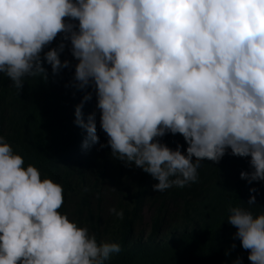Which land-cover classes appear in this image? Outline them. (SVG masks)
Listing matches in <instances>:
<instances>
[{
	"label": "clouds",
	"instance_id": "obj_1",
	"mask_svg": "<svg viewBox=\"0 0 264 264\" xmlns=\"http://www.w3.org/2000/svg\"><path fill=\"white\" fill-rule=\"evenodd\" d=\"M65 41L71 85L84 91L80 147L98 141V110L111 155L150 174L154 191L196 183L201 160L229 149L250 157L241 179L264 181V0H0V76L17 94L26 77L47 81L41 54L53 75L69 66ZM167 133L182 135L184 152ZM41 175L0 135V264H105L120 252L58 211L63 185ZM246 204L229 206L227 222L251 264H264V207L254 214V195Z\"/></svg>",
	"mask_w": 264,
	"mask_h": 264
},
{
	"label": "trees",
	"instance_id": "obj_2",
	"mask_svg": "<svg viewBox=\"0 0 264 264\" xmlns=\"http://www.w3.org/2000/svg\"><path fill=\"white\" fill-rule=\"evenodd\" d=\"M60 40L58 34L48 47ZM69 48L65 41L60 54L69 66L55 75L41 54L47 81L26 77L18 94L9 86L11 81L0 76V135L22 155L25 166L34 164L41 178L47 176L63 185L58 211L87 227L98 242L120 244V252L105 264H233L237 257L241 264H251L248 250L234 238L236 229L227 222L229 206L249 207L250 195L258 203L251 206L254 214L264 207V181L240 177L241 171L250 170V157L231 155L229 149L218 162L201 160L196 183L157 192L152 187L157 181L150 174L111 155L98 110V141L80 147L86 131L74 123V110L84 91L71 85L77 61ZM95 102L94 93L84 102L85 120ZM160 139L171 148L180 144L182 152L187 147L179 133ZM59 161L63 162L51 168ZM112 207L123 210V219L109 212Z\"/></svg>",
	"mask_w": 264,
	"mask_h": 264
}]
</instances>
